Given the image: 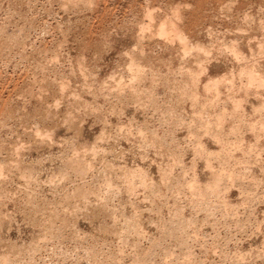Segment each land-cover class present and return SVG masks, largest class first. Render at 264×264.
Wrapping results in <instances>:
<instances>
[{
    "label": "rangeland",
    "instance_id": "obj_1",
    "mask_svg": "<svg viewBox=\"0 0 264 264\" xmlns=\"http://www.w3.org/2000/svg\"><path fill=\"white\" fill-rule=\"evenodd\" d=\"M263 105L264 0H0V264H264Z\"/></svg>",
    "mask_w": 264,
    "mask_h": 264
},
{
    "label": "bare ground",
    "instance_id": "obj_2",
    "mask_svg": "<svg viewBox=\"0 0 264 264\" xmlns=\"http://www.w3.org/2000/svg\"><path fill=\"white\" fill-rule=\"evenodd\" d=\"M243 15H244V14H243ZM244 18H245V17H244ZM174 31H175V30H174ZM174 34H175V33H174ZM175 37H176V36H175ZM178 37H179V35L177 36V39H178ZM181 38H184V37H181ZM180 42H181V41H180ZM183 42H184V40H183ZM187 47H188V46H187ZM187 47H186V48H187ZM202 47H203V46H202ZM184 48H185V47H184ZM225 49H226V48H225ZM185 50H186V49H185ZM203 50H204V49H203ZM203 50H202V51H203ZM202 51H201V52H202ZM203 52H204V51H203ZM208 53H209V52H208ZM232 53H233V52H232ZM234 53H235V52H234ZM230 54H231V53H230ZM239 54H240V53H239ZM242 56H243V55H242ZM242 56H241V57H242ZM237 60H238V59H237ZM203 61H204V60H203ZM239 66H240V65H239ZM249 68H250V67H249ZM200 70H201V69H200ZM241 70H243V69H241ZM201 71H202V70H201ZM243 71H244V70H243ZM246 71H247V70H246ZM198 73H199V72H198ZM203 73H204V72H203ZM239 73H240V72H239ZM241 73H242V72H241ZM244 74H245V73H244ZM247 74H248V73H247ZM190 75H191V74H190ZM239 76H240V75H239ZM251 76H252V75H251ZM254 76H255V75H254ZM260 76H261V75H260ZM245 77H246V76H245ZM252 77H253V76H252ZM218 78H219V77H218ZM248 78H249V77H247V80L250 81V79H248ZM258 78H259V77H257L256 79H258ZM219 79H220V78H219ZM262 79H263V78H262ZM190 80H191V79H190ZM253 80H254V79H253ZM211 81H212V80H211ZM260 81H261V79H260ZM207 82H208V81H207ZM212 82L214 83V81H212ZM212 82L210 83L211 85H210L209 87L212 86V87L214 88V86H213L214 84L212 85ZM220 82H221V81H220ZM220 82H219V83H220ZM254 82H255V81H254ZM254 82H253V83H254ZM258 82H259V81H258ZM258 82H257V83H258ZM261 82H262V81H261ZM219 83H217V81H216V79H215V85H216V84H219ZM246 83H247V81H246ZM249 83H251V82H249ZM192 84H193V83H192ZM254 84H255V83H254ZM258 84H259V83H258ZM204 85H205V84H204ZM259 85H260V84H259ZM262 85H263V84H262ZM240 86H241V85H240ZM204 87H205V86H204ZM247 87H248V86H247ZM256 87H257V86H256ZM215 88H216V87H215ZM229 88H230V87H229ZM203 89H204V88H203ZM211 89H212V88H211ZM238 89H239V88H238ZM238 89H237V90H238ZM261 89H262V88H261ZM206 90H207V89H206ZM208 90H209V89H208ZM204 91H205V89H204ZM215 91H216V89H215ZM227 91H228V90H227ZM206 92H208V91H206ZM187 93H188V92H187ZM215 93H216V92H215ZM183 94H184V93H183ZM254 94H255V93H254ZM186 95H187V94H186ZM195 96H196V95H195ZM214 96H215V95H214ZM230 96H231V95H230ZM179 97H180V95H179ZM183 97H184V96H183ZM215 97H216V96H215ZM217 97H218V95H217ZM187 98H188V97H187ZM262 98H263V97H262ZM196 99H197V98H196ZM196 99H194V100H196ZM214 99H215V98H214ZM184 100H185V99H184ZM190 100H191V99H190ZM239 100H240V99H239ZM243 101H244V100H243ZM234 102H235V101H234ZM189 104H190V103H189ZM236 104H237V103H236ZM204 105H205V104H204ZM232 105H233V104H232ZM256 106H257V105H256ZM260 106H261V105H260ZM192 107H193V106H192ZM204 107L206 108V106H204ZM211 107H212V106H211ZM213 107H214V106H213ZM263 107H264V105H263ZM199 108H201V107H199ZM256 108H257V107H256ZM232 109H233V108H232ZM208 110H209V109H208ZM243 111H244V110H243ZM224 112H225V111H224ZM235 112H236V111H235ZM263 112H264V111H263ZM199 113H200V112H199ZM199 113H198V114H199ZM206 113H207V112H206ZM221 113H222V112H221ZM241 113H242V112H241ZM193 114H194V113H193ZM199 115H200V114H199ZM222 115H223V113H222ZM258 115H259V114H258ZM262 115H263V114H262ZM202 116H203V115H202ZM196 117H197V116H196ZM227 117H228V116H227ZM227 117H226V118H227ZM248 117H249V116H248ZM259 117H261V116H259ZM243 118H244V117H243ZM234 119H235V118H234ZM228 120H229V118H228ZM219 121H220V120H219ZM214 122H215V121H214ZM221 122H222V121H221ZM208 123H209V122H208ZM238 124H239V123H238ZM243 124H244V123H243ZM248 124L251 126V128H250L251 131L254 130V129L252 130V128H255V129H257V131L259 130V131L264 132V118H259L258 120L255 119V121H253L252 123H247V125H248ZM200 125H201V124H200ZM213 125H214V124H213ZM219 125H220V124H219ZM247 125H246V126H247ZM201 128H203V127H201ZM208 128H210V126H209ZM233 128H234V127H233ZM217 129H218V128H217ZM218 130H219V129H218ZM250 130H249V132H250ZM207 131H208V130H207ZM232 131H233V130H232ZM235 131H236V130H235ZM241 131H242V130H241ZM255 131H256V130H255ZM201 132H202V130H201ZM201 132H200V133H201ZM203 132H204V130H203ZM219 132H220V131H219ZM262 132H261V133H262ZM227 133H228V132H227ZM233 133H234V132H233ZM233 133H232V134H233ZM214 134H215V133H214ZM258 134H259V133H255V137H254V138L256 139V140L254 139V140H255V143H257V140L260 139V137L258 138ZM206 135H207V134H206ZM218 135H219V134H218ZM262 135H263V133H262ZM262 135H261V136H262ZM242 136H243V134H242ZM224 137H225V136H224ZM218 138H219V137H218ZM236 138H237V136H236ZM199 139H200V138H199ZM216 139H217V138H216ZM219 139H220V138H219ZM234 139H235V138H234ZM236 141H237V140H236ZM241 141L243 142L242 137H241V139H239V142H241ZM227 142H228V140H227ZM239 142H238V143H239ZM245 142H246V141H245ZM219 143H220V142H219ZM229 143H230V141H229ZM220 144H221V143H220ZM225 144H226V142H225ZM239 144H240V143H239ZM239 144H237V145H239ZM249 144H250V143H249ZM227 145H229V144H227ZM231 145H232V144H231ZM240 145H243V143L240 144ZM251 145H252V146H251ZM251 145H250V146L253 147L255 144H251ZM200 146H202V145H200ZM233 146H234V145H233ZM250 146H249V147H250ZM229 147H230V146H229ZM249 147H248V148H249ZM237 148H239V147H237ZM240 148H241V147H240ZM198 149H199V148H198ZM233 149H234V148H233ZM252 149H253V148H252ZM262 149H263V148H262ZM253 150H254V149H253ZM260 151H261V150H260ZM262 151H263V150H262ZM226 152H227V151H226ZM216 153H217V152H216ZM249 153H250V152H249ZM200 155H201V154H200ZM219 155H221V154H219ZM252 155H253V154H252ZM223 156H224V155H223ZM229 157H230V156H229ZM247 157H248V156H247ZM201 158H202V157H201ZM207 162H208V161H207ZM224 163H225V162H224ZM205 164H206V163H205ZM221 164H222V163H221ZM142 185H143V184H142Z\"/></svg>",
    "mask_w": 264,
    "mask_h": 264
}]
</instances>
